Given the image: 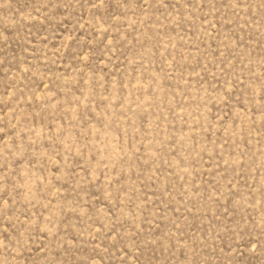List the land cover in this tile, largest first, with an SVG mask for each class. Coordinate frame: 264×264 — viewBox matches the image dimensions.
Returning a JSON list of instances; mask_svg holds the SVG:
<instances>
[{
	"label": "rangeland",
	"instance_id": "374dc122",
	"mask_svg": "<svg viewBox=\"0 0 264 264\" xmlns=\"http://www.w3.org/2000/svg\"><path fill=\"white\" fill-rule=\"evenodd\" d=\"M0 264H264V0H0Z\"/></svg>",
	"mask_w": 264,
	"mask_h": 264
}]
</instances>
